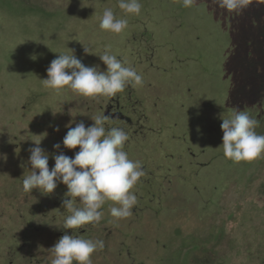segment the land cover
<instances>
[{
  "label": "rangeland",
  "instance_id": "1",
  "mask_svg": "<svg viewBox=\"0 0 264 264\" xmlns=\"http://www.w3.org/2000/svg\"><path fill=\"white\" fill-rule=\"evenodd\" d=\"M139 2L140 14L125 16L118 0H0V264H51L65 231L104 241L91 264H264V154L233 162L218 148L234 108L264 135V0L234 10L220 0ZM106 8L128 20L122 33L100 29ZM106 46L142 84L84 97L39 80L68 48L106 70ZM97 115L124 129L123 150L146 174L130 190L131 216L113 218L118 205L106 201L99 223L65 230L64 184L23 190L29 149L43 139L51 169L54 144L79 151L63 148L65 126Z\"/></svg>",
  "mask_w": 264,
  "mask_h": 264
},
{
  "label": "clouds",
  "instance_id": "2",
  "mask_svg": "<svg viewBox=\"0 0 264 264\" xmlns=\"http://www.w3.org/2000/svg\"><path fill=\"white\" fill-rule=\"evenodd\" d=\"M220 2L228 10L238 7L237 0ZM190 3L191 0H184L185 7ZM118 8L125 16L139 15L142 5L139 0H118ZM99 27L101 30L120 34L128 27V20L118 18L112 9L106 8L100 18ZM84 52L95 55L85 47ZM57 54L46 69L47 78H38L47 88L59 90L67 86L84 97L113 96L123 91L128 84L140 85L143 82L142 76L134 68L124 66L117 56L110 53V46H106L103 54L98 55L99 60L106 66L104 71L100 70L99 65L83 64L72 49L68 48L67 53ZM31 59L36 60L37 57L33 55ZM90 119L93 121L91 125L86 126L83 121H72L75 127L71 123L65 126L67 132L62 140L63 148H78L79 151L70 157L60 150L61 143L54 144L53 149L56 152L51 156L54 160L51 169L50 155L40 147L43 139L33 141L35 146L29 149L27 161L31 170L22 176L25 192L38 189L49 195L54 193L58 183L66 186L67 191L61 207L70 214L64 219L65 230L99 223L103 217L100 209L106 201L118 205L110 208L113 218L131 216L137 196L130 190L146 174L141 164L129 159L123 150L129 139L123 128L106 129L105 121L110 119L106 115H97ZM257 126L258 121L239 108H234L229 118H222V144L218 148L223 149L224 157L233 162H241L252 161L264 154V135L255 132ZM54 130L59 131V128ZM34 136H43L45 139L47 133ZM103 248V240L85 239L82 234L73 231L69 234L65 231L48 251L53 256L51 264H91V256Z\"/></svg>",
  "mask_w": 264,
  "mask_h": 264
}]
</instances>
